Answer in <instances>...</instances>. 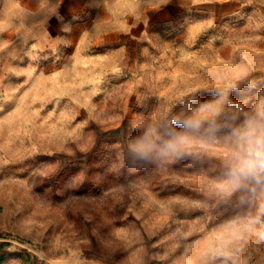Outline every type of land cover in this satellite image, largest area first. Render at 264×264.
Returning <instances> with one entry per match:
<instances>
[{
    "label": "rangeland",
    "instance_id": "obj_1",
    "mask_svg": "<svg viewBox=\"0 0 264 264\" xmlns=\"http://www.w3.org/2000/svg\"><path fill=\"white\" fill-rule=\"evenodd\" d=\"M107 3L0 0L2 264H264V0Z\"/></svg>",
    "mask_w": 264,
    "mask_h": 264
},
{
    "label": "clouds",
    "instance_id": "obj_2",
    "mask_svg": "<svg viewBox=\"0 0 264 264\" xmlns=\"http://www.w3.org/2000/svg\"><path fill=\"white\" fill-rule=\"evenodd\" d=\"M187 127H199L198 121H188ZM248 148L246 157L241 160L239 168L236 170L244 175H257L259 172H264V131L256 134L255 130L249 131L247 134ZM186 142L185 137H179L176 142L169 143L166 147L168 150L175 152L178 145Z\"/></svg>",
    "mask_w": 264,
    "mask_h": 264
},
{
    "label": "crops",
    "instance_id": "obj_3",
    "mask_svg": "<svg viewBox=\"0 0 264 264\" xmlns=\"http://www.w3.org/2000/svg\"><path fill=\"white\" fill-rule=\"evenodd\" d=\"M109 0H100L102 6H108L109 4L107 3ZM123 1V0H122ZM107 3V4H106ZM65 17H69L68 15H66Z\"/></svg>",
    "mask_w": 264,
    "mask_h": 264
},
{
    "label": "trees",
    "instance_id": "obj_4",
    "mask_svg": "<svg viewBox=\"0 0 264 264\" xmlns=\"http://www.w3.org/2000/svg\"><path fill=\"white\" fill-rule=\"evenodd\" d=\"M5 260V255L0 254V264H2Z\"/></svg>",
    "mask_w": 264,
    "mask_h": 264
}]
</instances>
